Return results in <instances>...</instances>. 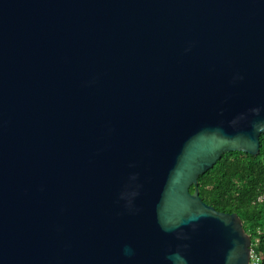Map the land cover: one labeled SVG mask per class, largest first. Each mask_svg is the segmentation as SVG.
Here are the masks:
<instances>
[{"label": "water", "instance_id": "water-1", "mask_svg": "<svg viewBox=\"0 0 264 264\" xmlns=\"http://www.w3.org/2000/svg\"><path fill=\"white\" fill-rule=\"evenodd\" d=\"M263 132L264 0H0V264H250Z\"/></svg>", "mask_w": 264, "mask_h": 264}, {"label": "trees", "instance_id": "trees-1", "mask_svg": "<svg viewBox=\"0 0 264 264\" xmlns=\"http://www.w3.org/2000/svg\"><path fill=\"white\" fill-rule=\"evenodd\" d=\"M198 185L205 202L220 211L238 212L252 236L260 264H264V132L259 154L240 150L223 153L200 175Z\"/></svg>", "mask_w": 264, "mask_h": 264}, {"label": "built area", "instance_id": "built-area-1", "mask_svg": "<svg viewBox=\"0 0 264 264\" xmlns=\"http://www.w3.org/2000/svg\"><path fill=\"white\" fill-rule=\"evenodd\" d=\"M248 233L250 234V232H248ZM250 256H251L250 264H260V256L254 248L253 241H252V245H251Z\"/></svg>", "mask_w": 264, "mask_h": 264}]
</instances>
